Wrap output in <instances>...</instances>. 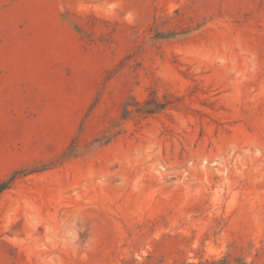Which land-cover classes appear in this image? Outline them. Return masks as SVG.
<instances>
[{
    "label": "rangeland",
    "instance_id": "1",
    "mask_svg": "<svg viewBox=\"0 0 264 264\" xmlns=\"http://www.w3.org/2000/svg\"><path fill=\"white\" fill-rule=\"evenodd\" d=\"M0 264H264V0H0Z\"/></svg>",
    "mask_w": 264,
    "mask_h": 264
},
{
    "label": "trees",
    "instance_id": "2",
    "mask_svg": "<svg viewBox=\"0 0 264 264\" xmlns=\"http://www.w3.org/2000/svg\"><path fill=\"white\" fill-rule=\"evenodd\" d=\"M8 182H3L0 184V193L3 192L8 186Z\"/></svg>",
    "mask_w": 264,
    "mask_h": 264
}]
</instances>
